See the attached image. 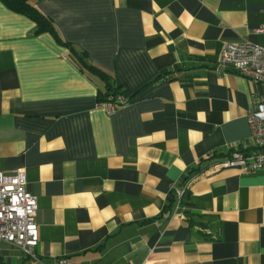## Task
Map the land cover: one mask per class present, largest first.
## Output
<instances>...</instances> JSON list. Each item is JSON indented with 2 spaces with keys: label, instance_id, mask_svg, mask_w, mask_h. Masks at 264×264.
<instances>
[{
  "label": "crops",
  "instance_id": "crops-1",
  "mask_svg": "<svg viewBox=\"0 0 264 264\" xmlns=\"http://www.w3.org/2000/svg\"><path fill=\"white\" fill-rule=\"evenodd\" d=\"M36 7L57 37L0 1V171L24 168L39 238L0 240V264H264V168L217 166L253 147L258 88L217 62L264 47V0ZM78 58L128 102L109 113Z\"/></svg>",
  "mask_w": 264,
  "mask_h": 264
},
{
  "label": "built area",
  "instance_id": "built-area-1",
  "mask_svg": "<svg viewBox=\"0 0 264 264\" xmlns=\"http://www.w3.org/2000/svg\"><path fill=\"white\" fill-rule=\"evenodd\" d=\"M257 31L264 32V22ZM217 69L233 71L258 88L252 94L248 121L252 145L262 148L250 154L233 150L217 166L238 167L247 171L264 168V47L247 42L227 43L220 52ZM127 102L128 99L119 94L99 103L113 113L118 106ZM192 179H185L176 187L175 192L180 198ZM37 211L38 199L26 188L24 168L0 171V240L35 257V247L39 241ZM143 264H152V261L148 259Z\"/></svg>",
  "mask_w": 264,
  "mask_h": 264
},
{
  "label": "trees",
  "instance_id": "trees-1",
  "mask_svg": "<svg viewBox=\"0 0 264 264\" xmlns=\"http://www.w3.org/2000/svg\"><path fill=\"white\" fill-rule=\"evenodd\" d=\"M0 1L8 9L16 13L23 14L28 18L32 19L36 24V29H35L36 33L49 32L56 36V32L52 22L46 16H44L36 7V2L39 0H0ZM78 62L82 67L91 71L93 74L97 75L104 81L106 89L105 91H101L100 89L98 90V102H105L106 100L109 99V97H115L116 95L121 94L119 88L111 87V84L109 82V77L105 72H102L101 70L97 69L91 64H87L82 58H78ZM261 149H262L261 147L253 146L250 151H245L244 153L250 154L255 151H259Z\"/></svg>",
  "mask_w": 264,
  "mask_h": 264
}]
</instances>
